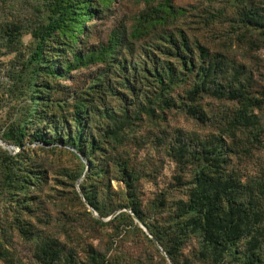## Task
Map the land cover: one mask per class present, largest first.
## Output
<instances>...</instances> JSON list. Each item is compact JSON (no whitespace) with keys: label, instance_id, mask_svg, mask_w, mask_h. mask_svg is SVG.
I'll use <instances>...</instances> for the list:
<instances>
[{"label":"trees","instance_id":"16d2710c","mask_svg":"<svg viewBox=\"0 0 264 264\" xmlns=\"http://www.w3.org/2000/svg\"><path fill=\"white\" fill-rule=\"evenodd\" d=\"M133 1L142 9L124 15L106 41L92 42L94 22L117 0H37L27 30L33 40L25 45V26L7 13L11 0H0V140L20 147L13 153L0 145V201H8L0 264H131L113 247L129 234L142 236L160 259L146 256L143 264H264V164L249 177L229 169L233 157L264 150V92L255 93L253 67L227 54L228 45L211 51L189 36L182 27L187 9L174 0ZM233 3L239 12L222 37L229 45L264 46V0ZM193 16L205 27L226 19L225 11L208 9ZM9 55L5 68L1 59ZM88 68L96 71L86 88L63 83ZM205 98L218 110L205 108ZM172 111L219 123L211 135L190 139L197 149L181 139L173 148L182 196L147 198L145 185L156 173L145 153L146 121L166 122ZM33 143L72 149L79 161L59 180L73 196H48L50 209L31 195L48 178L33 159ZM86 203L102 219L121 212L105 222ZM90 232L98 244L85 241ZM14 234L32 244L29 263L17 254Z\"/></svg>","mask_w":264,"mask_h":264},{"label":"rangeland","instance_id":"374dc122","mask_svg":"<svg viewBox=\"0 0 264 264\" xmlns=\"http://www.w3.org/2000/svg\"><path fill=\"white\" fill-rule=\"evenodd\" d=\"M11 2V8L7 13L14 22H21V24L25 26L23 42L25 45H31L33 39L27 30H30L29 28H31L34 23V15L36 14L34 7L37 4V0H11ZM174 4L176 7L187 9V16L183 20L182 27L187 30L189 36L199 39L203 44L209 46L211 51L224 50L228 45L226 48L229 49L227 54L232 58L235 57L240 61H245L253 67L257 85L255 93L258 95L264 92V46L260 44L259 47H250L247 42H242L240 44L236 39L229 45V41L222 37V32H227L228 34V32L233 29L231 26L233 23L230 22V19L236 17L239 12L233 0H174ZM230 5L233 6L230 7ZM142 7L143 5L137 4L133 0H117L109 16L102 21L94 22L91 28V41H106L112 28L124 15H134L142 9ZM207 9L217 12L225 11L226 19L225 17H221L215 25L205 27L203 20L193 15L200 16V14ZM234 35L237 36L238 34L235 33ZM11 58H13L12 55L2 57L1 62L3 63V67L8 65ZM95 71L96 68H88L74 72L73 79L71 81H64L63 83L73 89L86 88L90 85V77L94 75ZM2 78L4 82H6L4 75ZM177 92V94H183L182 89H178ZM115 102L116 99L113 100V104H115ZM203 106L209 110L215 111L219 108V105L210 98H205L203 100ZM169 114V118L166 122L155 121L156 123L153 124L152 122L154 121H146L148 125L145 133L150 136V145L145 153L152 156L155 163L154 172L156 173V180L154 183H146L145 185L147 198L153 197L154 194L159 192H165L174 199L182 196L181 190H184L185 187H178L176 184V177L180 170L177 165L178 160H175L172 156L173 148L178 146V142L181 139L184 141L187 140V144H191L192 148L197 149L198 145L194 141H190V139L211 135L212 132L216 130L217 123H219L208 122L203 125L197 122L196 119L185 115L182 111H172ZM28 147L33 150V159L46 168L48 177L47 182L41 187V191L34 189L31 195L36 197L40 196L42 200L46 201L48 209H50L51 201L48 196L54 201H59L60 198L63 199L69 195L73 196L71 188L67 187L64 183L60 184L59 180H63L65 170L79 167L78 159L71 153L74 150L69 148H44L39 143L28 144ZM3 148L13 153H17L20 150L10 146L8 148ZM236 157L232 158V165L229 169L236 170L244 177L254 176V171H258L261 165L264 164V150L254 151L253 149L252 155L249 157ZM77 189L79 191V188ZM63 192H65V194H62ZM6 202L8 201H0V218L7 217L3 213ZM24 216L31 223H34L35 218L28 217L26 214ZM82 231L81 229V232ZM83 234H85V241H90L95 244L99 243L98 240L91 235V232ZM113 242V247L119 249V253H122L131 264H143L142 262L145 261L146 256L152 259L153 263H160V259L154 249L138 234L134 236L133 234L125 235L124 237L115 239ZM13 243L20 258L29 263L32 260V244L26 242L17 234L13 236ZM110 253L114 255L116 251Z\"/></svg>","mask_w":264,"mask_h":264},{"label":"water","instance_id":"95a60500","mask_svg":"<svg viewBox=\"0 0 264 264\" xmlns=\"http://www.w3.org/2000/svg\"><path fill=\"white\" fill-rule=\"evenodd\" d=\"M0 145H2L3 147H6V148H8L9 146L6 144V143H4L2 140H0ZM14 148H18V149H20V147H15V146H13ZM88 169V168H87ZM79 188V187H78ZM79 192H80V189H79ZM81 194V193H80ZM81 196H82V194H81ZM87 204V206L90 208V210L93 212V214L97 217V218H100L99 216H98V214L96 213V211L88 204V203H86ZM121 211H118V212H116L115 214H113L112 216H110L109 218H107V219H102V218H100L102 221H105V222H107V221H109V220H111L113 217H115L117 214H119ZM135 218V221L140 225V227L150 236V238H152L153 239V236L150 234V232L148 231V229L146 228V226L137 218V217H134ZM153 242H154V244H155V246H157L160 250H161V252L165 255V256H167L166 255V253L164 252V250L160 247V245H159V243L155 240V239H153ZM168 258V257H167ZM169 260V259H168ZM170 262V261H169ZM170 264H172L171 262H170Z\"/></svg>","mask_w":264,"mask_h":264}]
</instances>
